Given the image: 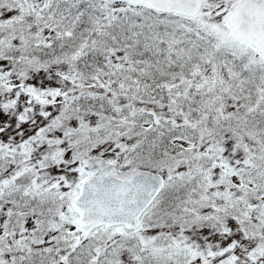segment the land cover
Returning a JSON list of instances; mask_svg holds the SVG:
<instances>
[{
    "label": "snow or ice",
    "instance_id": "obj_1",
    "mask_svg": "<svg viewBox=\"0 0 264 264\" xmlns=\"http://www.w3.org/2000/svg\"><path fill=\"white\" fill-rule=\"evenodd\" d=\"M0 264H264V0H0Z\"/></svg>",
    "mask_w": 264,
    "mask_h": 264
}]
</instances>
